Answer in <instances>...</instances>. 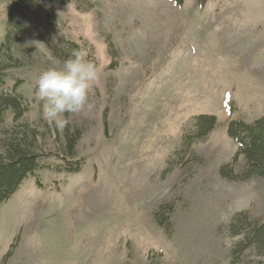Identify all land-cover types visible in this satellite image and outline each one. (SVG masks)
<instances>
[{"label": "rangeland", "instance_id": "rangeland-1", "mask_svg": "<svg viewBox=\"0 0 264 264\" xmlns=\"http://www.w3.org/2000/svg\"><path fill=\"white\" fill-rule=\"evenodd\" d=\"M11 1L0 0V43ZM53 9L56 31L42 32L63 61L27 28L6 86L20 81L24 123L44 133L38 152L84 163L70 175L39 171L0 204V264H228L241 238L227 233L233 215L264 224V178L220 177L223 167L243 169L229 122L264 117V0H70ZM65 113L81 132L74 156ZM200 115L215 127L183 156Z\"/></svg>", "mask_w": 264, "mask_h": 264}, {"label": "trees", "instance_id": "trees-1", "mask_svg": "<svg viewBox=\"0 0 264 264\" xmlns=\"http://www.w3.org/2000/svg\"><path fill=\"white\" fill-rule=\"evenodd\" d=\"M70 0H47L42 4L40 0H12L9 6V27L5 31L0 43V125L4 124L5 116L10 113L11 124L3 138L0 139V204L8 201L18 191L21 184L31 178H36L42 170H53L56 173L75 174L80 172L84 161L76 159L67 161L53 152H38L39 141L44 133L31 125L24 123V117L29 113L28 103L16 91L20 85L14 80L10 88L7 80L13 71L20 68V64L12 55L15 44L23 41L26 29H30L53 58L63 61L54 51L52 42L46 38L43 29L55 33L57 22L53 7L66 5ZM176 6H182L186 0H172ZM207 0H198L205 3ZM77 49V45L73 44ZM86 43H82V49ZM77 51H79L77 49ZM108 69L118 66L117 57L112 53ZM67 87H65L66 89ZM63 127L64 148L68 156L75 155V148L80 140L78 128H72L65 113ZM213 116L200 115L196 118L194 131L188 132L181 145L183 156L192 142L204 139L215 127ZM49 134V130H46ZM230 139L237 146L234 161L238 157L243 159V169L234 175L229 166L223 167L220 177L228 182H247L254 178H264V117L253 123L230 121L227 128ZM186 144V145H185ZM52 153V154H51ZM37 187L42 184L35 180ZM166 206H160L153 213L154 221L159 222L161 216L167 215ZM227 233L231 237H241L230 250L228 264H264V224L251 217L248 211L233 215L227 226ZM252 258L256 260H251Z\"/></svg>", "mask_w": 264, "mask_h": 264}]
</instances>
